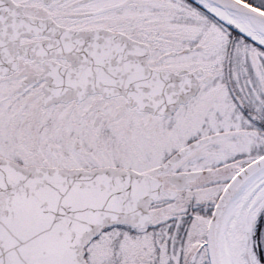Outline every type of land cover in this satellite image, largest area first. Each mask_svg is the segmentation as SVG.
Listing matches in <instances>:
<instances>
[{"label": "snow or ice", "instance_id": "1", "mask_svg": "<svg viewBox=\"0 0 264 264\" xmlns=\"http://www.w3.org/2000/svg\"><path fill=\"white\" fill-rule=\"evenodd\" d=\"M0 264H264V0H0Z\"/></svg>", "mask_w": 264, "mask_h": 264}]
</instances>
